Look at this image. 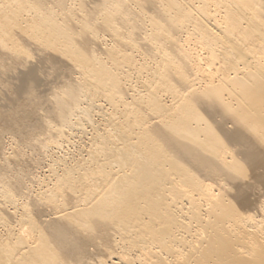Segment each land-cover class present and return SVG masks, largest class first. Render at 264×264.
I'll use <instances>...</instances> for the list:
<instances>
[{
    "label": "bare ground",
    "instance_id": "1",
    "mask_svg": "<svg viewBox=\"0 0 264 264\" xmlns=\"http://www.w3.org/2000/svg\"><path fill=\"white\" fill-rule=\"evenodd\" d=\"M16 101L0 264H264V0H0Z\"/></svg>",
    "mask_w": 264,
    "mask_h": 264
},
{
    "label": "rangeland",
    "instance_id": "2",
    "mask_svg": "<svg viewBox=\"0 0 264 264\" xmlns=\"http://www.w3.org/2000/svg\"><path fill=\"white\" fill-rule=\"evenodd\" d=\"M7 85V84H6ZM21 99V98H20ZM22 100V99H21ZM20 101V100H19ZM18 101H16L15 102V106L12 104V105H10L11 106V108H10V106L9 105H1L0 106V140L3 142V143H1V145L3 146L2 147V150L3 151H6V152H4L5 153V156L6 157H8L9 158V156L11 157L12 155H13V153H14V149L11 147V143H10V138L12 137V138H14V139H19L17 142H18V145H20L19 147L20 148H18L22 153L23 152H25L24 154H25V156H26V158L25 159H28V158H30V157H32L33 156V158L36 160L35 162L37 163V167H36V169H33L32 170V172L31 173H33V171L36 173H33V176H35V181L37 182V183H40L41 181H48L46 178V171H47V169H48V160L46 159V158H43L42 159V157H40V156H36V155H30V153H29V151L23 146V138L21 137V134H19L18 132H15L12 128H13V125H12V123H11V120L9 119V118H11V109L12 108H16L17 107V105H18ZM6 106H7V108H6ZM9 110V111H8ZM8 111V112H7ZM2 113V114H1ZM4 114V115H3ZM6 115V116H5ZM7 115H8V117H7ZM10 116V117H9ZM8 118V119H7ZM8 120H9V122H8ZM3 121V122H2ZM5 126H4V125ZM11 125H12V127H11ZM3 126H4V128H3ZM7 129V130H6ZM8 130H9V133H8ZM3 133H4V136H3ZM15 134L16 133V135H18V136H16L15 135V137H13V134ZM7 136V137H6ZM11 136V137H10ZM20 136V137H19ZM3 137V138H2ZM21 138H22V140H21ZM4 139V140H3ZM7 140V141H6ZM5 141V142H4ZM22 141V142H21ZM9 143V144H8ZM5 144V145H4ZM8 145V146H7ZM9 146H10V148H9ZM22 146V147H21ZM6 147V148H5ZM24 148V149H23ZM63 148V149H62ZM60 150H59V152H57V154L56 155H58V154H60L61 152H66V153H70V152H74L75 151V148H74V146L73 145H70V146H63ZM66 148V149H65ZM71 149V150H70ZM7 150L9 151V152H7ZM23 150H25V151H23ZM62 150V151H61ZM12 151V152H11ZM12 154H11V153ZM30 156H29V155ZM29 156V157H28ZM38 157V159H36ZM43 160V162H42V160ZM41 160V161H40ZM47 160V161H46ZM10 161H12L11 160V158H10ZM40 161V162H39ZM40 163V164H39ZM43 163H45V164H43ZM40 165V166H39ZM28 166V165H27ZM45 168V169H44ZM24 171H27V169H25ZM41 171V172H40ZM42 171H44V172H42ZM35 174V175H34ZM38 174V175H37ZM46 174V175H45ZM37 176H39V177H37ZM43 177H45V178H43ZM43 178V179H42ZM42 179V180H41ZM29 182V181H28ZM27 182V183H28ZM27 183H25L24 184V187H26V189H27V192L28 191H30L31 192V194L32 195H34V191L36 190V188H37V186L35 185V184H33V185H31L30 183H28V185H27ZM25 189V190H26ZM29 189V190H28ZM32 189H33V191H32ZM29 192V193H30Z\"/></svg>",
    "mask_w": 264,
    "mask_h": 264
}]
</instances>
